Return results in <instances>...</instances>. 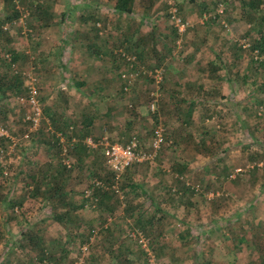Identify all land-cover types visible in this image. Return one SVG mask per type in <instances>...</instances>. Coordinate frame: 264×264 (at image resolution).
Returning <instances> with one entry per match:
<instances>
[{"label": "rangeland", "instance_id": "1", "mask_svg": "<svg viewBox=\"0 0 264 264\" xmlns=\"http://www.w3.org/2000/svg\"><path fill=\"white\" fill-rule=\"evenodd\" d=\"M116 1L14 0L17 19L0 0V55L10 37L21 55L17 67L38 80L41 102L52 86L58 95L73 92L65 102L57 98L74 103L62 110L64 122L81 128L90 110L101 120L89 133L96 142L135 136L147 151L157 125L166 142L115 180L102 170L103 145L87 158L80 148L86 144L77 141L74 152L84 162L61 172L62 194L44 201L47 190L34 192L35 182L56 151L46 137L13 149L7 138L0 151V264H264V51L256 48L264 39V0H174L186 22L181 34L165 0H133L129 14L114 11ZM81 13L98 16L101 31L88 33L101 57L74 33L95 23L82 24ZM113 52L135 59L128 92L118 75L125 61L111 65ZM87 64L93 76L78 72ZM71 77L96 80L97 91L110 97L101 104L87 99L85 109ZM25 110L14 97L0 98V124L13 138L28 131ZM94 177L106 190L98 196H108L88 206L84 191ZM26 229L39 242L22 238Z\"/></svg>", "mask_w": 264, "mask_h": 264}, {"label": "trees", "instance_id": "2", "mask_svg": "<svg viewBox=\"0 0 264 264\" xmlns=\"http://www.w3.org/2000/svg\"><path fill=\"white\" fill-rule=\"evenodd\" d=\"M7 2H9V4L11 5V12L15 11L14 10V0H6ZM132 1L133 0H117L116 1V4L113 8L114 11H117L119 13H127L129 14L131 12V5H132ZM174 4L175 6L177 7V4L176 2L174 1ZM167 6V5H166ZM72 8L78 10L79 9V6L77 4H73L72 5ZM178 9V7H177ZM167 11H168V8H167ZM168 14V13H167ZM14 18H17L19 19V13L18 11H15L14 13ZM79 18L80 20H82V24H85L87 23V19H92L95 23H92V25L88 28V29H85L83 27H81V29H77V31L75 30L74 33L76 35H82V39L86 40V44H85V47L86 49L88 50V53L92 54L93 57H99L100 55L102 56L103 52L99 51L98 49L96 48H93L94 44L93 42H90V36H89V30L91 31H95L94 33H99L101 31V26L98 25V21L96 19H93V18H97L98 19V16L94 15L93 13H90V14H80L79 15ZM10 38V37H9ZM9 38H6L4 39V42L5 44L3 45L4 47V52L0 55V98L2 97H16V96H20V95H25L26 93V85H25V75H24V72L25 70L23 69H20L17 67L16 63L18 62V58L21 57L20 54H18L17 52L13 51V49H11L10 47V40ZM264 39H262V42L261 43H258L256 45V48H258L260 51H264ZM62 52V46H59L57 48H55V53L58 55V57H60V53ZM100 56V57H101ZM126 56L124 55H121V53H116V52H113V55H112V62H111V65L113 64H116V62H119V60H123V63L125 61V63L127 62V64L123 65L122 68H119V76L122 78V74L127 72L128 71V64L131 63V61H126L127 59L125 58ZM63 58V57H62ZM64 63V62H63ZM135 65V64H134ZM119 66V64L117 65V67ZM147 76V75H146ZM84 81V80H83ZM80 83L82 84V82L80 81ZM79 83V84H80ZM127 85L128 84V89H125L122 87V89L125 91V92H128L129 88H131V83L129 84V82L127 81H123L122 82V86L124 85ZM64 86V85H62ZM62 86H61V89H62ZM57 108H56V105H49V104H43L42 102V115H43V119L41 121V124L39 126V128L36 130V131H33L30 133V141L29 143L31 142V139L32 140H37L40 136L41 139H45L46 137V141H47V146L51 147L53 150L56 151V158L54 160H56L55 162H49L47 163V166H46V169H45V173H43L41 175V178L39 180V182L37 183V181L35 182V189H34V192H39L40 190V186L46 184V187H42V189L45 191L47 190V193H45L47 196L45 197V200L44 201H47L46 199H48V201H50L51 199L53 198H56V197H59L62 192H63V188H61V186H59L58 184V181H59V174L64 173V172H69L72 169L75 168L76 164L80 165L82 164L84 161H83V156H79L76 152H74V150L76 151V148L73 146V151L70 150L69 152V158L71 160V168H67L66 166L63 165V162H62V156L60 154V144H59V141L57 140V138L55 137V133H60L62 132L61 134H64L66 138H71V137H75L77 141H82L83 143L85 138L86 137H91L93 138L89 133L91 132L90 130V126H85V125H82V127H78L77 123H75L74 121L75 120H69L70 122L69 123H66L62 120V105L61 104H57ZM45 117L47 118L46 121L45 120ZM64 123H63V122ZM51 122V123H50ZM2 124V123H1ZM4 126V124H2ZM28 125V123H27ZM45 126V127H44ZM28 127V126H27ZM26 127V128H27ZM48 127H50V129H48ZM53 127V128H52ZM45 128V129H44ZM21 136V135H20ZM20 138V137H19ZM18 138V139H19ZM94 140V138H93ZM3 142H9L7 138H0V149H3L4 150V147L1 145ZM74 143L75 145L77 146H80L81 150L84 151V155H86L87 158H91V154L89 155V152L91 151V147L90 146H83L84 144H78L77 143ZM24 143L26 144V142H24L23 140L19 139L18 142H17V145L18 146H21V144ZM28 143V142H27ZM76 153V154H74ZM84 165V164H83ZM3 166L0 167V175H3ZM128 169V168H127ZM126 169V170H127ZM111 181L110 178H106L105 182L109 184H111ZM103 189L101 186H93V195L94 196H98L97 192L101 191L102 193H104L106 190H100ZM109 190V188H108ZM33 194V193H32ZM147 195V194H145ZM105 197H107L108 195L107 194H102V195H99V200L96 201V203L100 204H105ZM36 198V197H35ZM2 199L5 200L4 197H2ZM10 202V200H9ZM10 205V204H9ZM11 205H14V203H12ZM13 208V206H12ZM64 215H68L69 212H63ZM54 215H59L58 217H60V215H62L61 213L59 214H54ZM56 216V217H57ZM22 238H25L27 240H29L30 243H37L36 240L39 242V237H36L35 235L34 236H31V234L29 233V231L26 229L24 231H22V234H21Z\"/></svg>", "mask_w": 264, "mask_h": 264}, {"label": "built area", "instance_id": "3", "mask_svg": "<svg viewBox=\"0 0 264 264\" xmlns=\"http://www.w3.org/2000/svg\"><path fill=\"white\" fill-rule=\"evenodd\" d=\"M168 8V17L176 28L178 33H183L186 29V22L179 15V10L174 4V0H165ZM223 10V6L220 3L218 11L221 12ZM121 55L127 56L124 52ZM126 59L131 63L130 66H134L135 59L126 57ZM151 74V71H149ZM161 71L155 70V73L151 75L156 82L161 81ZM25 75V85H26V93L25 95L16 96L15 100L21 105L26 106V110L23 114V121L28 123V131L24 132L19 139L24 142L30 141V133L36 131L43 119L42 115V102L40 100V90L38 86V80L36 76L32 75L31 71L26 70L24 72ZM122 78L125 81L129 82V79L126 75V72L122 74ZM62 89L65 87L62 86ZM127 89V87L125 88ZM153 95V92H151ZM154 99L150 100L151 109L154 111ZM50 129V127H48ZM55 137L59 141L60 144V154L62 156L63 165L67 168H71V160L69 158V152L74 146L75 137L66 138L65 135L61 133H55ZM0 138H9L11 141L10 148H14L17 145L18 138H13L8 133V130L0 124ZM85 144L90 147H96L101 142H96L91 137H86L84 140ZM104 148V161L102 164V170L104 172H109L110 175L116 180L119 176L130 166H132L135 162H141L145 160L152 159L159 148L162 145L166 144L164 130L160 125H157L153 128L151 132V136L147 143V148L149 150H144L141 147V142L138 137L133 136L126 143H110L108 141H103L101 143ZM0 151H2L0 149ZM93 186H101L104 188L103 180L94 177L91 181V185L84 191V197L86 198V205L95 206L97 197L93 195ZM111 188L117 190V186L115 182L111 185ZM143 241V239H141Z\"/></svg>", "mask_w": 264, "mask_h": 264}, {"label": "crops", "instance_id": "4", "mask_svg": "<svg viewBox=\"0 0 264 264\" xmlns=\"http://www.w3.org/2000/svg\"><path fill=\"white\" fill-rule=\"evenodd\" d=\"M150 50H151V54H152V52L154 51L153 50V48H150ZM153 50V51H152ZM149 53V52H148ZM150 54V53H149ZM101 56V55H100ZM96 65H98L97 64V61H96ZM98 69V66H95V69ZM82 69V70H81ZM80 70H78V72H81V73H83V75L84 76H86V74H90V70H92V67L91 66H88V64H87V66L86 65H84L83 66V68H81ZM101 70V68L99 69V71ZM75 73V72H74ZM92 75V73L90 74V76ZM93 76V75H92ZM89 77V76H88ZM95 78H96V76H95ZM84 80V81H83ZM111 80L112 79H110V82L109 83H111ZM71 81H72V77H71ZM80 81L82 82V84L80 83ZM100 81H103L104 83H105V81L106 80H100ZM72 83H73V86H75V88L74 89H76V88H80V89H83V92H84V94H83V97H81V96H78V99H82V101H80V104H82V103H84L83 105H85V103H87V99L88 100H90V98H91V100H93V101H96V103L95 104H101L100 102H98L97 103V101H101V100H103V98L104 97H107V96H109L110 97V95H106V94H104V93H102V92H98L97 91V89H99L100 87L99 86H96V84H97V81L95 80V81H93V82H91V81H87L86 80V78L84 77V79H81V78H79V80H76V81H72ZM80 83V84H79ZM112 84V83H111ZM46 87H48V86H46ZM64 87V86H63ZM114 87V86H113ZM52 89V92H53V94H52V92L50 91ZM65 89H66V86H65ZM111 89V88H110ZM48 90H49V92H45V94H46V100H45V104H49V105H56V108H57V103L59 102V104H61L62 105V108L64 109L65 108V105H68V103H70V104H74V103H72V102H70V100L67 102V104L66 103H64L65 102V96L66 95H68V93H71V95L73 94V92L72 91H70L69 92V90H68V92L66 91V92H60V94L62 95H58V94H56L58 91H57V89H56V87L55 86H52V87H50V88H48ZM75 93V92H74ZM49 94H51L49 97H47V95H49ZM74 97H75V95H73ZM44 97V96H43ZM58 97H63V101L61 102V100H59V99H57ZM68 99H70V97H68ZM44 104V103H43ZM89 106V104H86L85 105V109L87 108ZM53 107V106H52ZM84 109V110H85ZM90 111V110H89ZM89 111L88 112H84V123H83V125H85V126H90V130L92 131L93 129L91 128L92 126H97V125H100L101 124V120H100V117H91V115L93 114L92 112H90L89 113ZM89 113V114H88ZM80 115H82V114H80ZM47 118L45 117V120H46ZM62 120H63V117H62ZM66 120H67V118H66ZM46 121H48V120H46ZM105 126V125H104ZM103 126V127H104ZM102 126H101V129H99V132L100 133H103V128Z\"/></svg>", "mask_w": 264, "mask_h": 264}, {"label": "clouds", "instance_id": "5", "mask_svg": "<svg viewBox=\"0 0 264 264\" xmlns=\"http://www.w3.org/2000/svg\"><path fill=\"white\" fill-rule=\"evenodd\" d=\"M54 135H55V134H54ZM72 149H73V147H72ZM72 149H71V150H72Z\"/></svg>", "mask_w": 264, "mask_h": 264}]
</instances>
